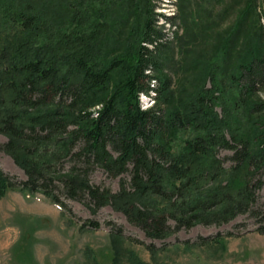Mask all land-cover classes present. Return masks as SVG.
I'll list each match as a JSON object with an SVG mask.
<instances>
[{"label":"trees","instance_id":"trees-1","mask_svg":"<svg viewBox=\"0 0 264 264\" xmlns=\"http://www.w3.org/2000/svg\"><path fill=\"white\" fill-rule=\"evenodd\" d=\"M257 1L230 0L234 22L204 60L189 53L216 21L197 23L200 0H177L178 62L151 0H0V148L25 174L0 168V198L18 188L63 208L62 196L93 213L110 205L160 240L254 213L264 173ZM195 68L174 86L172 75ZM141 94L152 103L142 106ZM179 132L188 136L174 152ZM221 149L231 151L230 164ZM95 168L128 179L112 191L92 183ZM110 235L119 263L124 236L119 228ZM127 252L128 264H148Z\"/></svg>","mask_w":264,"mask_h":264},{"label":"rangeland","instance_id":"rangeland-1","mask_svg":"<svg viewBox=\"0 0 264 264\" xmlns=\"http://www.w3.org/2000/svg\"><path fill=\"white\" fill-rule=\"evenodd\" d=\"M200 1V7L195 5L191 11L197 23L210 19L216 22L198 37V44L191 49L189 59L205 60L214 55L216 34H223V30L234 22L235 11L229 5L230 0ZM151 3L155 12L165 15L159 17L158 23L172 38L174 57L179 62L178 43L184 30L178 19L177 0H151ZM256 11V26H264L261 0L256 2ZM194 73H198L197 68L191 72L177 71L172 75L174 86L182 80L190 81ZM206 83L209 86V81ZM258 95L264 98V88ZM140 100L142 106L153 101L146 94H141ZM187 136L186 132L177 134L171 144L174 152L181 149ZM5 141L0 134V145ZM230 154L227 149L219 151L225 165L230 164ZM0 168L16 179L25 178L23 170L1 148ZM121 177L128 179V174ZM121 177H110L100 168L90 173L92 183L109 187L112 191L119 188ZM262 179L254 213L241 214L222 225L197 224L181 228L163 240L148 237L110 205L93 213L84 201L62 196L63 208L40 192L8 188L0 198V264H128V250L134 251L148 264H264V173ZM92 221L97 225H91ZM118 228L124 238L118 245L120 262L116 263L110 233ZM229 231L232 234L227 236ZM217 235L222 236L220 241H211ZM202 238L209 242H201ZM146 244L156 248L154 257Z\"/></svg>","mask_w":264,"mask_h":264}]
</instances>
